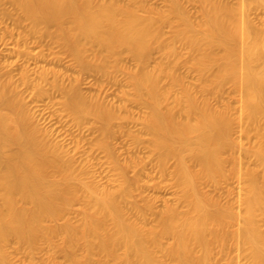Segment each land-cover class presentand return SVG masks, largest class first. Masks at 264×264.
Returning a JSON list of instances; mask_svg holds the SVG:
<instances>
[{"label":"bare ground","instance_id":"obj_1","mask_svg":"<svg viewBox=\"0 0 264 264\" xmlns=\"http://www.w3.org/2000/svg\"><path fill=\"white\" fill-rule=\"evenodd\" d=\"M5 1L18 12L16 25L28 21L30 38L55 39L83 71L109 78L118 70L126 73L131 100L149 110L142 120L158 165L166 172L168 162H175L170 174L185 209L170 206L146 228L140 221L145 212L126 205L128 183L112 190L89 180V166L40 127L25 93L44 98L59 92L79 126L90 116L106 127L99 139L104 148L126 105L116 108L83 94L75 83L64 85L55 71L25 68L15 80L7 71L10 64L0 66V264H217L220 257L233 264V248L245 264H264V23L255 26L248 16L252 7L264 10V0H241L238 7L200 0L198 22L172 0L174 38L189 51L185 56L161 32L162 23H173L169 15H140L112 0ZM156 49L162 58L150 67ZM124 55L136 62L134 70L124 65ZM185 65L198 73V86L178 72ZM226 85L238 93L236 112L208 98H219ZM236 128L255 135V143L245 148L233 136ZM242 153L252 167H243ZM234 175L244 187L236 200L239 209L205 190ZM75 204L81 221L58 224ZM166 238L171 243L165 244ZM37 251L45 254L39 262L33 259ZM58 252L64 262L55 258ZM15 254L23 258L15 261Z\"/></svg>","mask_w":264,"mask_h":264},{"label":"rangeland","instance_id":"obj_2","mask_svg":"<svg viewBox=\"0 0 264 264\" xmlns=\"http://www.w3.org/2000/svg\"><path fill=\"white\" fill-rule=\"evenodd\" d=\"M112 1H117L130 8L134 7L140 15H149L154 18L169 15L173 23H162L161 32L166 40L174 39L173 45L180 56L188 54L189 51L174 38L175 26L178 23L176 22L177 18L171 14L172 0H135L137 1L135 4L132 3V0ZM179 1L193 21L198 22L202 19L200 0ZM225 1L235 7L241 3V0ZM243 1L253 3L254 0ZM17 13L15 8L5 0L0 5V66L2 68L10 64L9 68L12 69L7 70L9 69L7 67L6 70L11 71L12 76L16 77L15 80L19 79L22 69L28 68L32 72L35 69L39 70L38 67L44 68L60 74V79L65 81L64 85L70 86L69 84L75 83L74 85H77L85 95L100 97L107 105L111 104L116 108L127 106L121 110L119 118L113 122L107 135V148H104L100 145L99 139L102 133H105L106 127L102 128L90 116H86L79 126L64 109L62 104L64 98L59 92H52L51 96L38 98L32 96V91H28L25 93V96H28L26 103L29 105V109L35 112L40 127L51 131L53 138L60 142L64 148L66 147L65 149L72 155H75L78 162H85L89 166V180L104 184L112 190H117L126 181L129 189L126 205L130 207L135 204L145 212L144 218H141L140 221L146 228L155 226L159 214L170 206L180 207V210H184L185 207L179 203L180 189L170 174L175 162L174 160L168 162L166 172L158 165L157 154L150 145L151 136L145 130L142 120L149 110L146 105L137 104L131 100L134 91L128 82L126 73L118 70L112 78H109L102 77L95 71H83L77 65L74 56L56 44L55 39L49 37L40 42L37 38H30L26 31L28 21L23 22L22 26L15 24ZM248 16L255 26L261 27L264 23V10L261 8L252 7ZM54 29L52 28V30ZM33 56L34 59H32ZM35 56H38V60ZM161 58L160 50H153L149 66L153 67ZM123 61L124 65L130 69L134 70L137 66L136 62L128 55L123 56ZM178 72L187 84L194 87L199 85L198 73L191 66H181ZM43 85L46 89L49 88L48 85ZM208 98L220 107L229 104L234 112L239 108L238 93L230 85L224 87L219 98L215 99L211 96ZM96 127H100V131L96 132ZM233 136L241 138L245 148L251 147L256 141L255 135L240 134L237 128ZM234 155L238 157L237 150ZM241 160L245 168L254 165L253 160L244 153L241 154ZM241 186L234 175L219 186L205 185V190L223 202L230 201L235 209H239L236 200L239 193L244 192V187ZM149 206L150 209H148ZM240 208L243 210V207ZM81 217L80 206L75 204L64 216V219L61 218L57 223L63 224L65 220L79 223ZM260 224L261 230L264 232V220ZM163 241L165 244L171 243L169 238ZM230 256L233 264H245L246 262L243 256H238L234 248L230 250ZM44 257L45 254L42 251L33 254V259L38 262ZM14 258L15 261L20 260L23 258V254H15ZM55 258L59 262L65 260L62 252L56 253ZM167 264L176 263L168 262ZM217 264H229V259L220 257Z\"/></svg>","mask_w":264,"mask_h":264}]
</instances>
